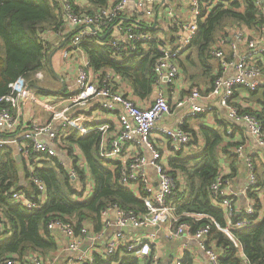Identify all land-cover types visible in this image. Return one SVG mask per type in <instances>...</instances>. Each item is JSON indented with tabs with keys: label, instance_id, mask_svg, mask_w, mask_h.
Masks as SVG:
<instances>
[{
	"label": "built area",
	"instance_id": "2783aa9c",
	"mask_svg": "<svg viewBox=\"0 0 264 264\" xmlns=\"http://www.w3.org/2000/svg\"><path fill=\"white\" fill-rule=\"evenodd\" d=\"M58 1L61 20L73 32L69 51L64 53L65 57L73 47H78L83 39L106 40L111 59L116 61L132 56L138 48L145 50L149 43L155 42V48L159 53L153 66L155 94L150 105L141 107L123 93L114 77L116 73L111 69L97 71L89 61H84L78 66L74 87L59 105L41 102L36 97L32 84L25 78L20 77L8 84V93L0 98V149H12L15 155L21 157L29 179L37 189L38 197L35 199L33 195L13 190L5 192V197L27 210L39 209L44 203L46 188L34 175L35 166L50 159H56L58 165L64 169L74 192L81 193L83 199L89 197L92 184L89 180L81 182L77 168L83 169L87 178L90 176L89 170L87 166H80V156H75L74 151L70 154L68 137L72 133L81 137L90 133H100L99 157L114 164L113 168L118 170V182L121 187L129 191L142 192L141 202L146 212L138 215L116 205L107 206L99 215L103 230L100 235L92 237L86 226L75 232L71 224L62 220L50 221L47 224L48 231L62 235L66 239L67 251L72 253L73 258L67 264H94L93 253L108 257L120 247L125 248L127 253L135 255L144 264H162L159 257L152 253L149 237L147 239L137 237L126 242L121 232L128 228L155 230L160 227L165 228V238L168 240L191 238L197 242L208 264H222L220 257L223 250L216 249L209 240L212 225L241 251L233 232L252 227L263 217L261 211L255 216V203L248 196L257 183L254 161L242 144L229 148L227 150L229 156L245 166L247 171L245 186L240 192H233L227 179L220 173L210 184V201L223 211L226 220L224 227L221 228L206 214L178 215L176 207L168 202L176 184L169 173L167 162L173 153L188 154L190 148L194 147L193 136L191 132L181 128V125L171 129L157 128V122L172 110L170 96L167 94L180 74V58L188 51L197 32L202 11H210L218 4L228 5V2L189 0L190 20L187 23L172 20V25H175L177 30L173 45H168L162 44L160 41L162 37L156 39L158 36L149 31L151 24L147 29L146 23L142 25L138 21L125 24L121 16L128 0H118L93 12L77 11L74 0ZM253 1L260 6L264 0ZM159 3V0H135L136 19L151 21ZM157 13L160 15L159 10ZM164 15L173 19L170 11ZM229 27L222 30L211 50V58L218 64L211 89L204 93L192 91L183 99L177 100L175 107L187 106L188 115L196 116L206 114L215 103L225 109L230 121L245 124L249 136L258 147L264 149V117L258 119L244 112L233 102V97L239 90L248 94L259 90L264 92V25L254 30L257 32L254 36L248 33L245 27L239 25ZM51 35L53 34L50 30L41 33L42 44L47 46V38ZM225 48L228 52L224 50ZM32 76V80L37 82L43 78V73L39 70ZM31 103L47 112L46 120H34L29 108ZM61 104L63 106H60ZM93 112H103L108 119L94 125ZM109 117L114 120L112 124L109 123ZM155 131L163 142L156 141ZM71 149L73 150L72 147ZM147 167H151L155 173V185L148 180L145 172ZM239 195L247 201L240 211L236 207ZM182 216L194 222L205 220L208 223L193 231L188 223L180 221ZM238 216L241 218L233 221ZM110 228H114L116 232L108 238L102 251L83 250L88 239L96 240ZM29 260L32 264H47L35 255L25 257V264ZM242 260L243 264H249L244 257ZM2 264L21 262L16 257H10ZM168 264H181V259L176 257Z\"/></svg>",
	"mask_w": 264,
	"mask_h": 264
},
{
	"label": "trees",
	"instance_id": "16d2710c",
	"mask_svg": "<svg viewBox=\"0 0 264 264\" xmlns=\"http://www.w3.org/2000/svg\"><path fill=\"white\" fill-rule=\"evenodd\" d=\"M87 1L97 9L108 4V0ZM223 1L228 2V5L218 4L210 11H202L197 32L189 46V49L196 50L197 60L206 71L210 70L212 47L226 25L237 23L250 29H258L264 25V16L253 0H242V3L238 0ZM60 12L59 4L53 0H0V98L8 93V84L16 79L21 77L28 80L39 70L51 72L47 60L48 48L42 44L40 36L47 30L58 29ZM80 46L95 70L111 69L124 77L139 98L152 94L155 82L153 66L159 56L155 42L149 43L145 50L138 48L132 56L121 61L111 59L106 40L83 39ZM180 67L183 68L181 62ZM31 84L34 86L36 83L32 81ZM38 90L40 93L47 92L44 89ZM249 111L244 112L254 114ZM183 129L190 131L193 141L198 142L194 131L186 127ZM198 133L203 138V144L197 155L193 157L194 153L188 155L176 152L168 159L172 169L170 175L176 184L168 202L176 207L178 215L206 214L222 228L226 224L225 215L221 208L211 203L209 187L220 172L217 147L223 139L211 127L203 126ZM100 141V133H90L82 137L72 133L68 137L70 154L73 151L71 147L81 151L89 170L90 177L87 178L84 170L76 167L81 182L89 180L92 184L91 195L87 198L83 199L81 193L72 190L68 175L56 159L41 161L35 166L34 175L46 188L44 203L37 210H27L5 197V192L11 190L23 191L27 195H33L35 199L38 194L29 179L24 162L17 161L12 149H0V264L10 257H16L21 264H25L24 259L29 255L41 257L43 260L47 256L52 257L58 246L53 237L56 232L52 234L47 229L50 221L62 220L71 224L75 232L87 227L88 222L93 231L98 232L102 227L100 212L107 206L116 205L138 215L146 212L141 202L142 192L135 195L121 187L114 164L99 157ZM231 146H225L223 152L228 159L234 160L227 151ZM255 166L257 183L248 196L255 203L257 216L264 208V165ZM182 178H185L186 185L180 189ZM239 218L241 216L233 221ZM180 221L188 223L193 231L208 223L205 220L194 222L184 216ZM233 236L241 251L215 226L211 227L209 240L216 249L223 250L220 257L222 264H243L242 257L249 264H264V212L261 221L252 227L234 231ZM93 259L94 264H144L135 255L127 253L123 247L108 257L93 253ZM181 264H191V258L184 255Z\"/></svg>",
	"mask_w": 264,
	"mask_h": 264
},
{
	"label": "crops",
	"instance_id": "0c3cea01",
	"mask_svg": "<svg viewBox=\"0 0 264 264\" xmlns=\"http://www.w3.org/2000/svg\"><path fill=\"white\" fill-rule=\"evenodd\" d=\"M55 2H59L58 0H53ZM118 0H108V4L116 2ZM159 5L155 8V15L151 19V21L145 20H138L135 17V0H128V3L126 5L125 10L122 13V18L125 20V24L138 21L140 24L145 25L146 23V29L149 24V31H151L154 35L158 36L156 39H162L160 40L162 44H168L173 45L174 39H175V32L177 30V27L175 25H172V20H176L178 23H187L190 20V13H189V0H159ZM242 3V0L239 1ZM107 4V5H108ZM162 5V6H160ZM74 7L76 9H79V11H86V12H93L97 8L91 5L87 0H74ZM261 13L264 16V1L259 6ZM159 10L160 15L157 13ZM170 11L173 15V19L170 17H166L164 15L165 12ZM60 24L58 29L56 30H50L53 35L49 36L47 38V51H48V67L51 70V72H48L50 75H52L53 79L57 81L60 85L56 89L54 87H51L52 89H46V93H40L42 95H54L56 98V101L53 102L52 105H59L61 101L66 97V95L73 89L74 83H75V77H76V71L80 64H82L84 61H89L86 53L83 51L81 46L73 47L71 51L68 53V55L65 57L64 53L69 51L71 37L73 35V32L70 31L62 22L61 17L59 20ZM231 24V25H230ZM229 25H226V27L229 26H235L239 25L243 28L248 30V33L257 35V32L254 31L255 29H248L247 26L237 23H230ZM225 28V27H224ZM230 28V27H229ZM48 31V30H47ZM58 34V35H57ZM222 34V33H221ZM220 34V35H221ZM219 35V36H220ZM218 36V37H219ZM192 49V48H191ZM187 51L182 55L180 58V62L183 65V68L180 67V74L177 77L176 82L174 83L173 87L166 91L167 96H170V104L172 105V110L168 115L163 116L158 122L157 127L160 128H167L171 129L177 126L186 127L189 130H192L196 133L198 137V142H194V147H192V150L188 153V155L194 153L192 156L194 157L198 153L195 151L198 149L199 144H203V138L199 137V130L201 127H211L214 128L216 131L220 133L222 136V143L219 144L217 147V156L219 159L220 169L219 173L222 174L223 177L227 179L228 185L230 186V189L233 192H240L241 189L246 184L247 179V171L245 169V166L243 163H241L238 160L228 159L223 149L227 145H232L229 148H233L239 144H242L245 147L246 153L250 154L254 165H264V149H261L258 147V145L255 143V141L249 136L247 132V126L243 123H235L233 121H230L227 117V112L225 109L219 107L215 103L212 104V108L210 111L206 112V114H199L196 116H189L188 115V107L182 106V107H175V102L177 100L183 99L185 96L189 95L192 91H200L201 93L207 92L211 89L213 81L215 79L217 70H218V64L217 62L212 59L210 62V70L206 71L204 69V73L208 76L209 83H205L203 85H195L196 82L193 83V80H191V77L186 74V67L185 65H191L195 61H192V51ZM194 49V48H193ZM226 52H228V49H224ZM59 53V60L53 62V57L56 55V53ZM196 54V50H195ZM197 56L195 55L196 59ZM62 60V61H61ZM179 62V64H180ZM58 68H56V65ZM187 65V66H188ZM102 70V69H101ZM42 73H44V70H41ZM33 77V76H32ZM32 77L28 79L30 81V84L32 81ZM116 81L118 82V85L121 87L122 91L126 96H128L131 100H133L136 104L139 106H147L150 105L153 101V97L155 94V91H152V94L146 98H139L136 94H134V90L130 83L119 74H116L115 76ZM27 80V81H28ZM36 83V82H35ZM199 84V83H198ZM61 92L62 94H59ZM246 92L239 90L233 97V102L236 103L238 107H240L244 111H248L251 113H254L255 116L259 118L264 117V108L261 111H257L252 107L251 105L247 103L246 99ZM259 94L264 95V92L262 90H259L253 94H249L251 96H257ZM58 96V98H57ZM59 100V101H58ZM47 104V103H45ZM51 105V104H47ZM60 106H63L61 104ZM96 108V107H95ZM94 109V108H92ZM41 114H38V120L36 121H44L47 119L48 114L43 109ZM248 113V112H247ZM95 114L94 117V125L101 124L100 122L107 120L108 116L105 115L103 112H93ZM253 114V115H254ZM260 115V116H258ZM35 116V114H34ZM109 123L112 124L114 121L111 117H109ZM162 124L159 126V124ZM190 132V131H189ZM154 135L156 136V141L163 142L161 137L154 132ZM162 140V141H160ZM228 148V149H229ZM77 148H73V151L75 153V156H80V166L86 167V161L84 159V156L81 151L76 152ZM175 153L169 156H173ZM184 154V153H183ZM17 156V155H15ZM147 158H149L148 155H146ZM22 159L20 157V160L18 162H21ZM170 174L172 173V169L169 165V160L167 162ZM256 167V166H255ZM145 172L147 174L148 180L152 182L153 185H155V173L151 167L145 168ZM90 177V176H89ZM181 177V175L178 177V179ZM186 185L185 178L180 179V189H182ZM135 195H138V191H131ZM240 196V197H239ZM237 197V210H242L246 205V200L239 195ZM264 208L262 210V216H263ZM87 229L89 232L90 237L92 236H98L101 234L102 227L100 228V231L95 232L92 229V225L88 222H86ZM102 226V225H101ZM116 230L114 228H110L106 230L103 233V236L100 238H97L96 240H93L92 238L88 239L86 241V246L83 250L87 249L88 251H102L105 247L106 241L108 238H110L113 233H115ZM122 234L125 236L126 242H129L130 240L137 238V237H143L148 238L151 242L152 247V253L156 254L160 262L162 264H168L172 259L176 257H182L184 255H188L191 258V264H208L206 258L204 257L202 251L199 249L197 242H195L191 238H180L178 240H168L165 238V228L160 227L157 229H151V230H145V229H123ZM53 234V233H52ZM150 235H154V237H150ZM53 237L57 243L58 250L57 252L52 255V257H45L41 258L43 261H45L47 264H67L73 257L72 253L67 251L66 247V239L60 235L59 233H54ZM180 253V254H178ZM27 264H32L31 261Z\"/></svg>",
	"mask_w": 264,
	"mask_h": 264
},
{
	"label": "rangeland",
	"instance_id": "374dc122",
	"mask_svg": "<svg viewBox=\"0 0 264 264\" xmlns=\"http://www.w3.org/2000/svg\"><path fill=\"white\" fill-rule=\"evenodd\" d=\"M188 51H190L188 49ZM192 51V57L195 58V49H191ZM191 58L192 61H195L193 64L191 63V65H185L186 67V74L191 77V80H193V83H195V85H203L205 83H209L208 81V76L204 73V69L200 66L197 58L193 59ZM59 60V53L57 52L56 55H54L53 57V62L58 61ZM62 61V60H61ZM56 65V64H55ZM56 68H58V66L56 65ZM43 78L39 81L36 82V84L33 86V90L36 94V97L41 101V102H45L47 104H53L54 101H56V98L54 95H42L39 94V90L38 89H52L51 87L54 88H58L59 87V83L57 81H55L52 77V75H50L48 72L43 71ZM199 83V84H198ZM247 99V103L251 105V103L253 104L251 108L257 110V111H261L264 108V95L259 94L257 96H251L248 93L245 94ZM58 98V96H57ZM59 101V100H58ZM32 114H33V118L34 120H38V114L42 113V110L39 106H35L33 103L30 104L29 106ZM35 114V116H34ZM162 124L160 123L159 126H161ZM158 126V125H157ZM160 128V127H157ZM194 146V144L192 145ZM202 144L198 145V149L195 152H199L201 150ZM192 150V147L190 148V151ZM180 254V253H178Z\"/></svg>",
	"mask_w": 264,
	"mask_h": 264
},
{
	"label": "water",
	"instance_id": "95a60500",
	"mask_svg": "<svg viewBox=\"0 0 264 264\" xmlns=\"http://www.w3.org/2000/svg\"><path fill=\"white\" fill-rule=\"evenodd\" d=\"M16 159H17V161H19L20 160V157L19 156H16Z\"/></svg>",
	"mask_w": 264,
	"mask_h": 264
}]
</instances>
